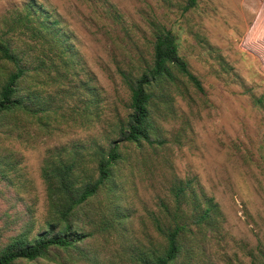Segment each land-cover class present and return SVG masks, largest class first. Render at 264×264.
Here are the masks:
<instances>
[{
    "label": "rangeland",
    "instance_id": "obj_1",
    "mask_svg": "<svg viewBox=\"0 0 264 264\" xmlns=\"http://www.w3.org/2000/svg\"><path fill=\"white\" fill-rule=\"evenodd\" d=\"M26 1L0 0V30L9 14L24 13ZM36 1L50 20H60L76 64L54 81L49 65L63 67L44 50L48 46L23 35L11 38L30 67L19 94L35 95L46 108L19 110L0 125V242L26 226L30 237L45 227L46 157L61 149L68 157L80 148L89 155L114 137L116 113L126 114L129 96L118 70L137 72L150 60L152 22L177 35L179 54L203 91L171 85L172 109L157 99L153 113L161 145L125 149L130 156L121 163L119 181L120 203L130 212L125 238L116 229L98 232L99 218L90 213L89 227L81 210L75 221L93 232L81 247L17 264H135L127 248L161 241L152 217L160 199H172L176 178L194 181L220 209L212 228L193 226L199 251L181 257V264H264V0H197L186 12L187 0ZM94 166L87 162L84 173ZM191 249L185 244L184 254Z\"/></svg>",
    "mask_w": 264,
    "mask_h": 264
},
{
    "label": "trees",
    "instance_id": "obj_2",
    "mask_svg": "<svg viewBox=\"0 0 264 264\" xmlns=\"http://www.w3.org/2000/svg\"><path fill=\"white\" fill-rule=\"evenodd\" d=\"M196 4L197 0H187L182 12ZM23 5L24 13L9 14L3 19L0 30V68L4 69L0 82V125L19 110L35 114L46 108L34 102L38 98L35 95L23 97L19 94V82L30 67L23 53L13 47L12 36L23 35L48 46L44 50L49 54L53 52L63 67L60 70L54 61L49 65L55 72L54 81L67 77L70 68L76 64L67 43L68 36L57 27L60 20H50V12L36 0H27ZM150 28V60L143 61L142 69L137 72L118 70L129 96L126 114L116 113L117 124L112 129L114 137L110 136L107 147L97 145L89 155L80 148L68 157L63 156L62 149L46 157L42 176L49 195V218L45 227L32 237L31 226H26L7 242H0V264L35 261L49 258L54 249L81 247L93 234L91 229L86 231L75 221L81 210L90 217L87 220L89 227L94 223V215L99 218L98 232L116 229L125 238V218L130 212L119 199L120 166L129 161L130 156L125 149L130 145L141 148L145 143L153 147L161 145L163 141L158 139V134L162 135V132L153 113L157 99L172 109V99L169 100L168 95L171 85L181 88L187 83L197 91H203L200 80L179 54L177 35L161 24L152 22ZM8 63L12 65L11 69H7ZM39 66H45L43 60ZM87 162L95 165L90 173H84ZM169 190L172 199H160L159 213L152 217L161 241L150 239L146 244H129V257L135 264H181V257L188 258L193 253L196 257L198 243L193 245V242L197 240L198 231L193 226L202 230L215 226L220 215L219 206L212 196L197 190L194 181L176 178ZM185 244L188 249L192 248L186 254L183 252ZM82 253L85 254L83 250Z\"/></svg>",
    "mask_w": 264,
    "mask_h": 264
}]
</instances>
